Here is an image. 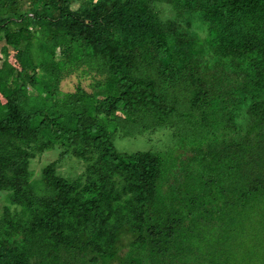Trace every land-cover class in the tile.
<instances>
[{"label":"trees","instance_id":"1","mask_svg":"<svg viewBox=\"0 0 264 264\" xmlns=\"http://www.w3.org/2000/svg\"><path fill=\"white\" fill-rule=\"evenodd\" d=\"M0 43V264H264V0H0ZM112 123L191 156L120 152ZM54 145L86 184L30 180Z\"/></svg>","mask_w":264,"mask_h":264},{"label":"rangeland","instance_id":"2","mask_svg":"<svg viewBox=\"0 0 264 264\" xmlns=\"http://www.w3.org/2000/svg\"><path fill=\"white\" fill-rule=\"evenodd\" d=\"M159 14L162 17L170 16L172 11L165 4H157ZM1 45V43H0ZM91 79L89 77L79 78L76 74L64 75L60 84V93H68L75 89L76 84H80L86 91L91 92L92 88L89 86ZM108 129L112 135V142L120 152H134L151 150L163 153L165 161L173 162V171L177 165L178 159H185L191 156L188 145H181L178 133H175L173 128H156L154 130H146L142 133L134 135H126L121 132L119 126L114 123L108 125ZM63 148L60 146H53L52 148H45L41 152H34L28 159L27 169L31 174V181L38 183L42 177L43 168L55 161V175L69 181H79L82 185L87 182L86 162L80 158L68 154L62 156ZM9 191L0 190V219L3 217V212L12 215L18 211L19 206L12 204L8 199ZM7 208V209H5Z\"/></svg>","mask_w":264,"mask_h":264}]
</instances>
